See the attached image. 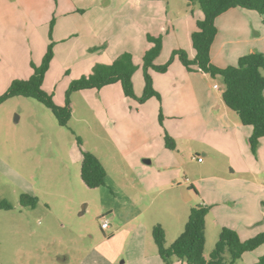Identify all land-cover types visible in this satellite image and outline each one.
Returning a JSON list of instances; mask_svg holds the SVG:
<instances>
[{"label": "rangeland", "instance_id": "obj_1", "mask_svg": "<svg viewBox=\"0 0 264 264\" xmlns=\"http://www.w3.org/2000/svg\"><path fill=\"white\" fill-rule=\"evenodd\" d=\"M31 13L36 29L29 37L23 26L0 33V96L15 80H27L31 64L39 66L51 45L42 89L58 106H63L73 81L90 74L95 65H110L125 52L139 66L132 76L137 96L143 87L140 66L148 48L146 35H162L155 63L163 65L173 50L187 54L190 39L185 28L202 15L198 4L188 0H41ZM150 75L159 91V102L154 99L157 114L163 118L160 125L157 117L159 139L152 143L146 142L148 125L136 110L137 103L125 97L119 83L71 93L67 127H60L51 111L33 99L12 97L0 104V200L12 207L0 210V264L128 263L125 233L111 238L110 230L100 229V217L110 220L113 214L105 213L111 209L123 221L131 210L107 188L90 190L82 184L76 137L83 150L99 156L126 193L138 197L136 205L146 211L135 224L149 222L147 214L157 218L155 223L167 233V247L180 235L176 227L183 231L190 209L203 203L210 207L205 260L218 238L214 217L241 227L246 240L264 232V138L253 154L248 142L239 141L233 125L251 129L224 104L215 108L214 100H222L224 91L221 78L187 74L177 58L165 73ZM214 84L219 90L212 88ZM164 132L173 139L175 151L165 147ZM146 151L159 157V193L148 191L156 176L140 178L128 167L131 154ZM203 151L212 156L203 157L204 164L199 165L195 156ZM113 152L118 153L116 161L110 158ZM161 167L167 170L160 171ZM172 179L180 186L170 188ZM190 184L197 193L190 190V199L184 200L181 187ZM23 194L38 199L35 208L20 205ZM249 223L250 234L244 230ZM110 224L119 226L115 219ZM148 242L153 244L150 232ZM260 252L264 255V245L234 264L249 263L246 258L254 264Z\"/></svg>", "mask_w": 264, "mask_h": 264}, {"label": "trees", "instance_id": "obj_2", "mask_svg": "<svg viewBox=\"0 0 264 264\" xmlns=\"http://www.w3.org/2000/svg\"><path fill=\"white\" fill-rule=\"evenodd\" d=\"M196 2L202 13L201 19L195 22V30L190 35V42L194 57L189 58L182 50H173L170 59L163 65H156L163 47L161 34L146 35L148 48L144 51L141 60L143 89L140 96L133 91L132 76L139 69L129 53H122L110 65H95L91 73L73 81L68 90L63 106L53 101L52 94L42 89L44 75L52 59V46L49 45L39 66L31 64L32 74L27 80H15L6 93L0 96V104L12 97H24L37 101L49 109L60 127H67L71 116L69 96L73 92L83 90H100L101 88L119 83L123 94L128 99L139 104L155 98L158 101L159 93L154 89L150 71L165 73L173 58H177L187 72H200L211 78L220 77L224 86L221 99L224 105L233 111L241 125L249 127L251 134L248 145L253 154L264 138V55L251 53L238 59L235 66L225 68L215 67L210 62V47L216 35L215 19L226 11L240 8L253 11L263 17L264 0H188ZM53 21L50 22V29ZM50 35V33H49ZM162 115L159 113L161 125ZM81 154L79 177L82 184L90 190L104 185L105 170L92 153L82 149L81 140L75 138ZM165 147L174 149L173 139L164 132ZM195 194L196 190L189 188ZM36 197L21 195L19 203L22 207L35 208ZM6 200H0V210H11ZM209 207L197 205L189 211L183 231L167 247L165 233L161 226L155 225L151 229V236L157 249V254L164 264H171L173 259L184 261L185 264H234L244 254L251 253L264 245V232L253 238L240 241L237 233L228 228H222L207 260L203 257L205 246V218ZM254 264H264V255Z\"/></svg>", "mask_w": 264, "mask_h": 264}, {"label": "crops", "instance_id": "obj_3", "mask_svg": "<svg viewBox=\"0 0 264 264\" xmlns=\"http://www.w3.org/2000/svg\"><path fill=\"white\" fill-rule=\"evenodd\" d=\"M40 1L41 0H0L1 35L2 33L7 34L9 28H12L14 26L19 28V26L20 27L23 26L22 32H24L27 35V37H29V35L32 34V32L36 29L35 25L33 24L35 20H33L34 18L31 11L34 9L35 5L40 3ZM31 21L33 22L30 23ZM33 26L35 28H33ZM215 27H216V35L210 47V62L215 67L225 68L228 66H235L240 57L251 53H261L264 55V22H263V17L257 14L256 12L248 11L240 8L230 9L215 19ZM195 28L196 27L193 22H188L185 28V33H187L189 39L191 33L194 31ZM185 50L189 58L194 57V51L192 49L191 42H190V46H187V49ZM185 72L187 74H192V75H201L203 78L207 77L206 74L200 72H187L186 70ZM141 93H136V94L137 96H140ZM154 99L155 98L149 99L142 104H139L136 101H134L138 105L136 110L141 112L144 123L148 125L147 136L149 139L146 138V142H151V143L154 141L156 142L159 139V130H155V125L157 126V117H159L157 114L159 101L157 100L158 102H156V100ZM214 103L217 104V106L215 107L216 109H220L224 104L222 100L217 101L216 99L214 100ZM128 106H129L128 109L132 110V107H130V105ZM113 124H116V122L114 121ZM233 126H234V130L240 133L239 141L241 143H243V141L247 143L248 137L250 136L251 133L250 130L239 128L237 122H235ZM169 150L175 151L176 146L174 147V149L172 150L169 149ZM116 153L113 152L110 157L113 161H116L117 159L116 155H118V153L117 154ZM92 154L95 155L97 159L100 161L106 173L104 185L98 189L105 190V188H107L112 196L118 198L120 201H122L124 205H126L131 210L130 215L122 221L120 220V217L116 215L114 210L108 209L105 214L107 215L112 213L113 215L110 216V220L107 219L108 227L106 229H101L100 227V229L102 231L110 230L111 232L109 234L111 238L122 232L125 233V237H126L125 247L127 248L126 256L128 262L127 264H164L157 254V249L154 242L153 244H150V242H148L149 232L151 235V229L153 228V226H155V224L159 225V223H155L157 222L156 221L157 218L153 216V214H147L146 217L147 219H149L148 220L149 222L135 224V222L139 220L143 216V214H145L146 210L140 209L136 205L137 203L136 201L138 200V197H134L131 194L126 193L125 189H122L123 188L121 187L122 185L116 183L115 180L107 173L109 171H107L108 169L105 167L104 163L101 161L99 156L93 152ZM209 154L210 156H212L211 151H203L201 155H196L195 156L196 162H197V158H202V161L197 163L199 165L204 164L203 157H209ZM80 158H81V154H80ZM126 158H128V156ZM127 163H128V167L132 171L136 170L135 172L137 175L140 176V178L142 175L145 176L146 174H151L156 176L154 183L150 186L149 189L148 188L146 189H148V191L156 189L157 192L159 193V157H155L153 151H146L145 153L140 152L137 154L133 153L129 156V161H127ZM161 170H167V168L161 167L160 171ZM124 177L126 178L127 176L124 174ZM185 179L187 178H184V182L189 181L188 179L187 181ZM123 184L125 186L126 181H124ZM178 186H180L179 182L175 181L174 179H172L169 182V187L172 189ZM192 187L196 190L195 186L193 184H190V188ZM183 188L188 190L187 199L185 200H189L190 190L189 188L186 187H181V190ZM103 193L108 195V193L105 191ZM201 205L207 206L204 203ZM207 218L208 216H206L205 218V232H206ZM112 219H115V221L119 223V226L112 227L110 224V221ZM213 225L218 232L217 235H219V232L221 231L222 228H228L235 232H238L239 235L241 234V231H239L241 227L237 228L235 227L237 225L234 224L231 225L229 223H226L219 217H214ZM176 228L177 229L175 230V232L177 233V235H179L180 231H178V227ZM249 228H253V224L252 225L251 223L247 224L244 230H249ZM163 230L166 237L167 233L164 227ZM249 234H250V230H249ZM240 236H242L240 237L241 239L243 238L242 240H246L247 238H249L246 235V232H242V235ZM258 249L255 251H258ZM261 253L262 252H260V254L257 255L261 256ZM244 255L242 257H245ZM60 258L62 262H66L68 260L67 257H63V258L60 257ZM246 260L247 262H249L246 264L252 263L251 258H246ZM112 263H114V261H112ZM171 264H185V263L182 260L173 259Z\"/></svg>", "mask_w": 264, "mask_h": 264}, {"label": "built area", "instance_id": "obj_4", "mask_svg": "<svg viewBox=\"0 0 264 264\" xmlns=\"http://www.w3.org/2000/svg\"><path fill=\"white\" fill-rule=\"evenodd\" d=\"M213 89L219 90V87L216 84H214ZM201 161H202V158H197V162H201ZM185 180L187 181V179ZM100 227L101 229H106L108 227V221H107L106 216L104 215L100 217Z\"/></svg>", "mask_w": 264, "mask_h": 264}, {"label": "water", "instance_id": "obj_5", "mask_svg": "<svg viewBox=\"0 0 264 264\" xmlns=\"http://www.w3.org/2000/svg\"><path fill=\"white\" fill-rule=\"evenodd\" d=\"M16 119H17V118H16ZM16 119H15V120H16ZM187 192H188V190L185 189V188H183V189L181 190V195H182V197L184 198V200L187 199Z\"/></svg>", "mask_w": 264, "mask_h": 264}]
</instances>
